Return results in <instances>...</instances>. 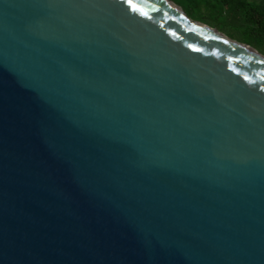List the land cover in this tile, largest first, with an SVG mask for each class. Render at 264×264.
<instances>
[{
	"label": "water",
	"instance_id": "95a60500",
	"mask_svg": "<svg viewBox=\"0 0 264 264\" xmlns=\"http://www.w3.org/2000/svg\"><path fill=\"white\" fill-rule=\"evenodd\" d=\"M261 61L172 0H0V264H264Z\"/></svg>",
	"mask_w": 264,
	"mask_h": 264
},
{
	"label": "trees",
	"instance_id": "16d2710c",
	"mask_svg": "<svg viewBox=\"0 0 264 264\" xmlns=\"http://www.w3.org/2000/svg\"><path fill=\"white\" fill-rule=\"evenodd\" d=\"M192 18L238 38L243 26L245 44L264 55V0H172ZM211 14L219 24L213 22Z\"/></svg>",
	"mask_w": 264,
	"mask_h": 264
},
{
	"label": "rangeland",
	"instance_id": "374dc122",
	"mask_svg": "<svg viewBox=\"0 0 264 264\" xmlns=\"http://www.w3.org/2000/svg\"><path fill=\"white\" fill-rule=\"evenodd\" d=\"M178 5V4H177ZM179 6V5H178ZM181 7V6H180ZM182 8V7H181ZM211 17H212V20H213V22H215L216 24H219L218 23V21L216 20V19H213V18H215V16L214 15H212L211 14ZM194 20H196V19H194ZM196 21H198V20H196ZM243 26H237V32L239 33V36H238V38H235L234 40H236V41H238V42H241L242 40H244L245 39V34H244V31H243Z\"/></svg>",
	"mask_w": 264,
	"mask_h": 264
},
{
	"label": "snow or ice",
	"instance_id": "6c2138e0",
	"mask_svg": "<svg viewBox=\"0 0 264 264\" xmlns=\"http://www.w3.org/2000/svg\"><path fill=\"white\" fill-rule=\"evenodd\" d=\"M127 2H128L129 4H131V3H132V0H127ZM133 7H135V6L133 5ZM261 63H264V61H261Z\"/></svg>",
	"mask_w": 264,
	"mask_h": 264
}]
</instances>
